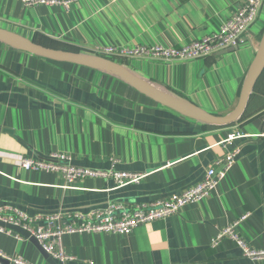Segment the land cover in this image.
Listing matches in <instances>:
<instances>
[{
  "label": "crops",
  "instance_id": "obj_1",
  "mask_svg": "<svg viewBox=\"0 0 264 264\" xmlns=\"http://www.w3.org/2000/svg\"><path fill=\"white\" fill-rule=\"evenodd\" d=\"M242 1L72 0L69 6H26L22 0H0V27L48 47L86 53L99 46H185L218 31ZM263 33L264 0L240 47L193 60L114 58L195 106L226 114L238 102ZM253 93L247 117L244 113L226 126L207 124L156 102L113 73L0 41V204L35 214L89 209L117 199L128 204L158 200L199 181L228 152L221 141L239 131L244 136L229 145L238 148L237 160L209 196L130 234H67L64 246L73 259L55 261L254 264L232 238L213 243L237 224L243 239L264 248V71ZM54 153L69 155L78 166L145 176L119 188L111 178L87 177L70 188L62 173L27 170L17 161ZM16 233L0 232V249L31 264H52Z\"/></svg>",
  "mask_w": 264,
  "mask_h": 264
},
{
  "label": "built area",
  "instance_id": "obj_2",
  "mask_svg": "<svg viewBox=\"0 0 264 264\" xmlns=\"http://www.w3.org/2000/svg\"><path fill=\"white\" fill-rule=\"evenodd\" d=\"M26 6L65 4L72 0H22ZM263 0H243L234 14L222 24L218 31L209 33L185 46L135 45L128 47L99 46L95 54L114 58L122 57H154L167 61L193 60L214 54L217 51L240 47L246 43L251 26L257 21ZM242 132H230L221 143L229 148L228 152L213 167L208 168L203 177L196 183L164 198L151 202L128 204L122 200H113L104 206L89 209H58L40 211L29 214L20 207L4 203L0 204V220L22 227L34 236L42 248L55 260L66 263L73 259L64 246V238L73 233H115L130 234L135 227L159 218L179 212L184 207L200 202L210 195L233 168L238 148L229 145L243 137ZM18 163L27 170L62 173L66 187H74V183L87 177L111 178L116 188L139 183L145 173L119 170L116 168H94L78 166L71 162V157L64 153H54L50 157L19 156ZM220 165L219 168H216ZM237 224L224 229L213 240L217 243L228 236L236 241L243 255L254 264H264V248L251 246L235 230ZM15 232L0 226V232ZM23 238V235L16 233ZM0 264H31L22 257L11 255L0 249Z\"/></svg>",
  "mask_w": 264,
  "mask_h": 264
},
{
  "label": "water",
  "instance_id": "obj_3",
  "mask_svg": "<svg viewBox=\"0 0 264 264\" xmlns=\"http://www.w3.org/2000/svg\"><path fill=\"white\" fill-rule=\"evenodd\" d=\"M0 41L28 51L40 57H44L50 60L58 62H69L74 64H79L95 69H100L106 72L113 73L135 88L140 92L148 96L149 98L155 100L156 102L171 108L182 116L189 119L196 120L199 122L213 124L218 126H226L233 124L238 121L242 115L245 113L247 106L249 104L251 95L256 87V84L264 71V33L262 35L259 47L257 49L256 55L249 67L247 75L245 77L238 102L233 110L226 114H216L206 111L198 106L187 101L185 98L175 94L174 92L158 86L157 84L151 82L150 80L138 75L135 71L130 69L125 64L103 55L95 53L78 52L66 49H57L42 45L35 42L32 39L22 36L19 33L0 27ZM237 47H230L220 50L219 53L227 52L231 49ZM0 226L11 229L24 237L30 239L44 254V256L52 264H57L55 259H53L40 245L38 240L32 236L28 231L20 226L6 223L0 220ZM4 263H7L3 259H0Z\"/></svg>",
  "mask_w": 264,
  "mask_h": 264
},
{
  "label": "trees",
  "instance_id": "obj_4",
  "mask_svg": "<svg viewBox=\"0 0 264 264\" xmlns=\"http://www.w3.org/2000/svg\"><path fill=\"white\" fill-rule=\"evenodd\" d=\"M37 41L40 42L39 40H37ZM76 50H79V49L76 48ZM113 59H115V58H113ZM259 80H260V78H259ZM259 80H258V81H259ZM255 97H256V96H255V93H253V94L251 95L249 105L251 104L252 100H253ZM249 105H248L247 110H246V112H245V114L243 115L242 118H245V117H247V116L249 115V110H250V106H249Z\"/></svg>",
  "mask_w": 264,
  "mask_h": 264
}]
</instances>
